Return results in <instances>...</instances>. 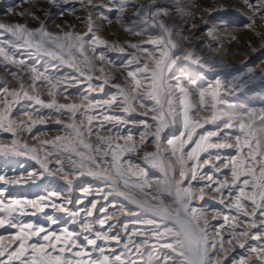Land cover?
I'll use <instances>...</instances> for the list:
<instances>
[{
	"label": "rangeland",
	"instance_id": "1",
	"mask_svg": "<svg viewBox=\"0 0 264 264\" xmlns=\"http://www.w3.org/2000/svg\"><path fill=\"white\" fill-rule=\"evenodd\" d=\"M119 3L120 0H115L114 3L111 0H91V3H88L87 0H68L67 3L65 0H56L54 4L49 3L48 0H0V23L9 25L22 23L26 24L30 29H34L39 26L40 22H45L46 30L54 35H63L66 32H71L75 36L77 34L82 35L88 31V19L91 17L93 31L101 39L109 43L115 42L119 47L125 49L124 52H120L118 50L108 51L106 48H97L98 52H106V59L104 61L99 59L93 61V66L96 69L94 73H90L93 75V83H102L104 75L112 77L104 85V90L101 91L99 87L88 90L87 84L89 82L67 63H62L60 60L39 53L29 55L31 51L29 49L11 48L7 43H3L0 46H3L9 54H15L17 59H24L25 64L19 66L22 71L19 72L18 78H13L10 75V72L18 71L16 65L10 63L0 64V86L6 83L9 89H18L20 86L19 79H23L24 84L28 86L27 91L33 94V90L29 86L31 84L30 69L35 67L39 71L47 69L48 75L61 78V85L54 90L57 103L83 104L87 108L90 100H110L113 95H116L119 102L116 105L111 107L104 105L89 110V115L95 117L91 125L93 135L90 140L95 145L97 136L111 138L112 148L117 151H119L117 145L120 148H125L126 146L131 148L134 146V151L126 150L121 155L124 169L129 168L128 162L144 168L148 173L147 179L150 185L145 191L158 196L162 195L165 206L172 207L176 204L175 192L173 191L169 194L168 192L161 193L158 191V188L163 186L166 180L172 179V172L169 171L168 175L165 176L164 172L159 168H154L146 163L145 153H155L159 146L165 164L171 163L178 168L174 157L171 156L167 141L180 137L181 133L185 132L183 117L180 115V93L175 89H171L174 114L169 116L168 97L166 95L161 96L160 104H156L153 100L143 99V104L146 107H142L141 102L136 101L130 107V111H125L124 108L129 105L122 104L123 97L118 94L119 90L112 87L113 84H120L131 97L132 93L128 92V89L133 85L127 77V70L124 66L127 65L128 68L134 70L138 66H143L146 59L147 62L152 63L146 52L130 48L128 46L129 43H136L140 47L148 48L158 56V50L146 42L161 38L166 40L167 36L159 27L160 18H157L155 24L152 23L151 17H149L147 23H144L142 19L135 15V9L133 8H126L123 12H117L116 9ZM125 3L135 5L136 8L144 5L151 6L152 10H166L168 15L164 16L163 20L174 32L172 39L185 50H193L197 55L208 57L216 62L217 66L214 71H206L205 69H196L194 65L183 59L182 54L181 59L178 61L182 69L193 70L197 74L198 79V73H204V78L199 79V85L202 88L206 89L209 83L214 86L215 81L219 79L221 81L220 94L227 101V103L217 104L220 117L211 123H206L205 121L211 119L213 115L211 97H207L205 107L200 108L199 89L192 92L191 103L195 105L193 120L199 121L203 125V127L195 128L193 141L198 140L199 136L206 132L214 131L218 135L210 137L204 143L232 144L233 147L207 148V150L198 153V161L187 160V164L198 163L200 167L197 169L196 179H191V173H188L184 186L190 187L197 195L203 188L204 199L194 200L192 204L202 208L207 214L208 223L216 226L213 231L219 232V236L216 237L218 246L220 238H223L226 251L219 252L218 249V255L220 259L225 261V264H239L242 257H246L244 264H264V261L257 259V253L249 250L250 247H258L260 242L264 241V234L259 236V240L235 235V233L241 231L256 235L261 230H264V223H261V221H264V216L259 215V212L264 211V209H258L257 215L253 217L251 216L253 208L251 201L243 200L242 202L248 205L247 211L250 215L243 216L238 213L233 204L237 196L240 195L239 187L243 185L238 182L237 187H232V158L235 157L237 160L248 159V150L241 149L238 153L235 146V135H241L239 123L241 121L245 123L251 122L253 127L246 129V131L251 132L255 138L259 139L260 144L264 146V125L260 121V112L264 110V17L257 14L254 20H250L249 18L253 17L254 8L246 7L244 0H125ZM251 3L255 7L259 4H264V0H251ZM101 5L103 6L101 7ZM30 14H35L39 17V20L32 19ZM105 16L109 19H105ZM117 16H120L119 22L117 21ZM134 23L141 31V35L126 32L124 27L121 26L122 24L131 25ZM248 24L252 26L247 27L246 25ZM192 25H195V27H192ZM210 29H214L212 36L208 35ZM181 31L183 32V37L190 38V43L187 39L175 34ZM12 39L14 38L10 34L4 33L0 35V41ZM71 51L74 52V50ZM64 54L67 55V51ZM84 55L92 57L91 45L87 46ZM75 56L78 58L76 63L79 64L83 57L78 52L75 53ZM133 56L140 59L139 65L135 62L128 64V61ZM0 59L3 58L0 57ZM109 60L111 63L108 62ZM100 68L104 69L103 73L99 71ZM182 69L174 66L173 71L180 75ZM249 69H252L251 76L253 78H249ZM81 70H85L83 66H81ZM137 75L143 77L145 74L138 73ZM73 76L78 77L83 83L76 84L73 82L70 79ZM98 76L101 77L100 80L96 79ZM53 83H55V80H53ZM171 83L174 84L175 80H172ZM65 84L73 85L68 88L67 93L63 90ZM185 86L191 87L187 83H185ZM146 91H149L147 85L137 89V92L141 93V95ZM48 92V83L46 81H38L35 94H39L42 99L48 102L51 100ZM65 96H67V99H65ZM2 99L3 97L0 96V101ZM8 99L11 101L12 98L9 97ZM32 104V101L22 99L19 103L11 105L10 112V117L17 123L27 121L24 112L32 113L34 120H39L43 116V122L37 123L32 127L31 132L18 131L17 135L13 137L11 132L0 130V144L11 145L12 140L17 139L20 144H27L30 149L36 150L27 156H5L0 154V175H4L10 180L19 178L27 181L19 184H0V188L6 189L5 201L36 199L38 196H47L49 192H55L60 194L62 201L71 200L72 203H65V207L70 212L78 213V215L74 217L69 212L54 211L51 208H46L45 212L56 218L57 222L55 224H49L44 218V213L40 212L35 215H18L17 219L24 223H32L37 226L43 225L57 234H60L63 229L81 233L80 236L76 237L77 242L89 252L92 251V246L87 245V242L83 239L84 235H92L94 238V233L99 231L106 233L108 236H119V244L112 240H98L97 251L93 253V258L100 255L99 247H104L105 254L113 258L115 255L123 254L125 259H137L140 264H144L145 261H150V264H163L164 256L173 255V253H171L170 249L156 245L150 235V230L153 226L134 223L133 221H135L136 217L127 215L119 209L121 203L129 208L135 206L129 204L122 196L112 192V188L108 186L107 181L95 179L88 175L90 162L87 159L82 160L80 156L74 155L72 152L63 151V145L68 142L69 134L75 135L73 129L66 127V125L73 122L79 125L83 121L87 127L89 126L87 118L80 115L79 112H77L75 121L70 119L71 114L63 111L56 112L52 109L41 108L39 112H35L34 109L39 108V105L27 107ZM150 109H158V111ZM253 109L255 110L254 116H246V113ZM161 113L165 115L167 124L160 133V140L157 141L155 131L158 120H154L153 117L159 118ZM109 115L119 119H104L105 116ZM229 119L232 120L234 127L225 128L224 124ZM57 120H60V123H57ZM101 124L103 127H99ZM129 136L132 139L126 142L125 138ZM56 137H61L62 139L56 141L55 144L42 143L43 141H55ZM84 139L86 141L89 140L87 133H85ZM184 139H187L186 135ZM104 146L107 147L106 144ZM75 147L81 152H88L87 149L82 148L78 144ZM193 147H195V144L191 141L188 142L185 145V152L190 151ZM90 154L95 155V148ZM32 155H37L41 159L46 157L50 172L41 168L40 164L31 158ZM111 155L112 153L109 151L108 164L111 162ZM57 159L61 163L58 164L56 162ZM73 160L77 162V166L72 164ZM205 160L208 161L207 164L204 163ZM79 163L84 164L83 169L78 166ZM108 164L102 162L103 167H107ZM92 167L94 168L95 166L93 165ZM254 167L258 168L259 165H254ZM59 168H63L70 173H76L70 177L71 184H68L63 178V174L57 171ZM30 172H35L37 175L29 176ZM81 172L84 174L81 175ZM41 173L42 175H40ZM132 173L127 176L129 183L136 181L138 178L140 180L144 179V177L139 176L136 168H133ZM209 175L213 177V180L209 181L207 179ZM200 177H203V179ZM112 178L119 179L115 175ZM176 179L179 180L178 171ZM244 179L251 180V176H242L240 178L241 181ZM33 180L35 183H33ZM220 183H226L228 187L221 188L220 192L213 191L212 189L219 187ZM209 184L211 188L206 186ZM243 187H245V191L251 190V185ZM86 189L87 192H85ZM120 191L134 198L148 200L153 204L156 203L150 196H146L145 193L140 192L138 189L125 187L123 182L120 183ZM229 191H231V196L228 195ZM110 192H112L111 195H109ZM221 199L223 203L220 202ZM93 203L96 205L94 209L92 207ZM257 203H260L258 197ZM114 204L116 205L115 207H113ZM104 209H107V212ZM87 210L93 212L91 217L87 216ZM27 211L30 213L33 209L29 208ZM106 216L110 217V219H107L102 227L99 221L105 219ZM225 216L229 217L227 221H225ZM233 217L236 219H233ZM253 220L256 223L255 228L251 227ZM84 222L91 223L93 228L91 234L82 232V224ZM134 229L137 233L146 232L149 234L133 235ZM17 231V229L7 226L0 228V237H3L0 243L5 247H9V245L14 247L16 242L12 241V237ZM36 239V237H33V240ZM146 239L151 241V243L143 244L142 242ZM237 239L245 244L244 248H241L236 243ZM229 240H232L231 244L228 243ZM31 242L29 241V243ZM125 244L128 245V249L125 248ZM134 245L139 247V252L135 251ZM85 259L87 258L85 257Z\"/></svg>",
	"mask_w": 264,
	"mask_h": 264
},
{
	"label": "snow or ice",
	"instance_id": "2",
	"mask_svg": "<svg viewBox=\"0 0 264 264\" xmlns=\"http://www.w3.org/2000/svg\"><path fill=\"white\" fill-rule=\"evenodd\" d=\"M49 3L54 4L56 0H48ZM67 3L68 0H65ZM88 3H91V0H87ZM115 2V0H111ZM245 6L248 8H254L253 17H250V20H254L255 16L259 14L261 17H264V4H259L255 6L251 3V0H244ZM103 5H101L102 7ZM126 8L135 9V15L142 19L144 23L149 21L151 17L152 23L155 24L157 18H160L159 27L163 30L164 34L167 36V39L159 40H149L146 43L153 45L159 52L157 56L154 51L138 46L136 43H129V47L136 49L137 51H143L148 54V57L151 58L152 63L145 60L143 66H138L134 70L128 68L127 65L124 67L127 70V77L132 82V87L128 89V92L132 93L131 97L125 92V89L120 84H113L112 87L119 90L118 94L123 97L122 104L129 105L125 107V111H130V107L136 101L141 102L142 107H146L143 104V99H149L155 101L156 104L161 103V96L166 95L168 97L169 111L168 115L171 116L174 114V109L172 108L173 104V93L171 89H175L180 93L179 103L181 105L180 115L183 117L185 132L181 133L180 137L169 139L167 144L171 150V156L175 159V167L173 164H165L164 157L161 154L160 147H157L155 153H145V162L150 164L154 168H159L164 172L165 176L168 175V172H172V179L166 180L163 186L158 188V191L168 192L171 194L175 192L176 204L172 207H166L162 195L158 196L151 192H146L145 190L150 187L148 182V173L144 168L139 167L138 165H132L129 163V168L124 169L123 162L121 160V155L126 150H135V147L132 146L128 148H120L117 145L119 151L112 148L111 138H104L101 136L96 137L97 143L93 145L90 138L93 135L92 133V121L95 119L94 116L89 115V110L95 107L107 105L111 107L119 103L117 101V96L113 95L110 100L95 99L88 102L87 108L83 104L75 103H57L55 89H57L62 81L59 77H53L47 74V69L44 71H39L35 67H31V84L29 85L33 94H30L27 91V87L23 79H19V88L9 89L6 83L0 86V96L3 97L0 101V130L11 132L13 137L17 135V132L22 131H32L37 123L43 122V116L39 120H34L32 118V113L24 112V115L27 117V121H21L17 123L10 117L11 105L13 103H19L20 100L32 101V105L27 107H33L34 105H39V108H35V112H39L41 108L52 109L56 112H66L71 114L70 119L75 121L77 112L80 115L85 116L88 121L89 126H85L83 121L79 125L73 122L72 124L66 125L73 129L74 136L69 134L68 142L63 145V151L72 152L74 155H78L83 159H87L89 163L88 175L94 177L95 179H100L108 182V186L112 188V192L117 193L122 196L124 200L128 201L129 204L134 205L135 207L129 208L127 205L121 203L120 211H123L127 215L136 217L134 223H141L153 226L150 230V235L153 240L156 242V245L162 248H167L171 250L173 255H166L163 258V264H225V261L220 259L218 255L219 252H224V243L223 238H220L219 246L217 244L216 237L219 236V232H214L213 229L216 228L215 225L208 223L207 214L202 208L193 206L192 201L194 200H203L204 199V190L201 188L199 195L194 193L190 187L184 186V181L188 177V173H191V179L197 178V169L200 167L198 163L187 164V160H199L198 153L200 151H205L207 148L216 147L223 148L233 147L232 144H214V143H204L209 140L210 137L217 136V132L209 131L203 135L199 136L198 140L193 141V133L196 127H203L199 121H194L193 109L195 105L191 103V94L193 91L199 89V103L200 108H204L206 104V98L211 97L213 115L212 118L206 120V123H211L213 120H216L220 117V113L217 110V104L227 103L220 94L221 81L217 79L215 85L213 86L209 83L208 87L202 88L199 85V79L204 78V73L197 74L191 69H182V66L178 63L181 59V54L185 61L190 62L191 65H194L196 69H205L206 71H214L217 64L215 61L210 60L208 57L199 56L193 50H185L180 44L172 39L174 35L173 30L166 24L163 20L164 16L168 15L166 10L161 11L159 9L152 10L151 6L141 5L139 8H136L135 5L125 3V0H120L119 5L117 6V12H123ZM111 11V9H109ZM32 19L39 20V17L35 14H30ZM105 19H109L105 16ZM117 21H120V16H117ZM207 23V21H205ZM124 27V30L129 33H134L135 35H141V31L137 28L136 24L131 25H121ZM251 27V24L246 25ZM195 27V25H192ZM214 29H210L208 32L209 36H212ZM4 33L10 34L14 39L7 41H0V44L7 43L9 47L16 49H29V55L33 53H39L43 55L50 56L54 59L60 60L62 63H67L75 71L79 72L81 76H84L85 79L89 82L87 84L88 90H93L95 87H99L101 91L104 90V85L108 83L111 76L104 75L103 82L100 84L93 83V75L96 69L93 66V61L99 59L104 61L106 59L105 51H97V48H106L108 51H120L124 52L123 47H119L115 42L109 43L108 41L101 39L94 31L92 25V19H88V31L82 35L77 34L73 36L71 32H66L63 35H54L53 33L46 30L45 22H40L39 26L30 29L26 24L14 23V24H4L0 23V35ZM183 37V32L175 33ZM87 38V39H86ZM187 39L189 43L191 42L190 38L183 37ZM92 46V57H87L84 55L87 50V46ZM59 50V51H57ZM71 50H74L71 51ZM67 51V55L64 53ZM79 53L83 59L79 64L76 63L78 59L75 56V53ZM0 64L10 63L16 65L18 71L10 72V75L13 78L19 77V72L22 69L19 68L20 65L25 64L24 59H17L15 54H9L3 46H0ZM111 63V61H108ZM135 62L137 65L140 64V59L136 56H133L132 59L128 61V64ZM81 66L85 70H81ZM181 68V74L177 75L173 68ZM101 73L104 72L103 68H100ZM250 77L252 69L248 70ZM138 73H144L143 77L138 76ZM27 75V73H25ZM70 79L76 84L83 83L79 80L78 77H70ZM97 80H100L101 77H96ZM55 80V83H53ZM172 80H175V83H171ZM38 81H46L49 85L48 95L51 97V100L46 102L41 98L39 94L36 93V87ZM190 85L191 87H186ZM147 85L149 91H146L141 95L137 92L138 88ZM73 85L65 84L63 90L65 93L68 92V88ZM11 97V101H9ZM67 99V96H65ZM152 111H158V109H150ZM198 111V109H197ZM191 113V115H190ZM255 110H250L246 113V116H254ZM104 119H119L114 116H105ZM154 120H158L156 125L155 137L156 140H160V133L164 127H166L167 120L163 113L157 117H153ZM260 121L264 125V110L260 112ZM60 123V120L56 121ZM146 123V122H144ZM103 127V125H99ZM225 128L234 127L232 120L229 119L225 124ZM253 127L252 123H245L241 121L239 123V129L241 135H235L236 148L238 153L241 149L248 150V159L247 160H237L235 157L232 158V177L233 185L235 188L240 182L243 186L251 185L250 191H245V187L240 186L239 191L240 195L237 196L234 201L233 206L238 213L243 216H249L247 211L248 205L244 204L243 200H250L252 208L251 216L255 217L257 215L258 209H264V146L260 144L258 138H255L251 132H247L246 129H251ZM85 133H87L89 140L84 139ZM185 135L187 139H184ZM231 135V134H226ZM61 137H56L55 141H43L42 143H52L55 144L56 141H60ZM126 139L131 141L132 137L129 136ZM143 139V136H142ZM193 142L195 147L191 148L190 151L185 152V145L188 142ZM79 145L84 149H87L88 152H81L75 145ZM107 145L105 147L104 145ZM93 148H95V155H92ZM23 149V150H21ZM35 149H30L27 144H20L17 139H13L11 145L0 144V154L5 156H27L29 153H34ZM111 151V162L108 164L107 157L108 153ZM32 159L36 160L40 164L41 168L45 171L50 172L48 169V163L46 162L47 158L41 159L37 155H32ZM219 159V157H217ZM58 164L61 163L59 159L56 161ZM102 162L108 164L107 167L102 166ZM205 164L208 163L207 160L204 161ZM74 166H77L76 161H72ZM95 166L94 168L92 166ZM254 165H259V167H254ZM78 166L83 169L84 164L79 163ZM136 168L138 170L139 176L144 177L143 180L139 178L129 183L127 179L128 174H133L132 170ZM57 171L63 174V178L71 184L70 177L74 176L75 172H67L63 168L57 169ZM178 171L179 180L176 179V173ZM258 173V175H257ZM81 175L84 173L81 172ZM37 173L30 172L29 176H35ZM42 175V173L40 174ZM113 175L119 177V179H113ZM251 176V180L244 179L243 181L240 178ZM203 179V177H200ZM209 181L213 180V177L209 175L207 177ZM19 178L17 179H7L6 176L0 175V184H19L26 183ZM123 182L125 187L132 189H138L140 192L145 193L146 196H150L153 201H156L155 204L150 203L148 200L134 198L120 191V183ZM33 183L35 181L33 180ZM211 188V185H206ZM226 183H220L219 187L213 188V191L220 192L221 188H227ZM5 192L6 189L0 188V228H9L17 229L18 231L12 237V241L16 242L15 246L5 247L0 243V264H140L137 259H125L123 254L115 255L114 258L105 254L104 247H99V256L93 258V253L97 251V241L98 240H112L117 244L120 243L119 236H108L106 233H101L99 231L94 233V238L92 235H84L83 239L87 242V245L92 246V251L89 252L86 248L80 245L77 242L76 237L80 236L81 233H76L63 229L60 234H57L55 231H51L48 228H45L43 225L37 226L32 223H24L17 219V216L20 215H35L37 212L44 213V218L49 222V224H55L57 222L56 218L48 215L45 212L46 208H51L54 211L60 212H69L72 216H77L78 213L70 212L68 208L65 207V203L71 204V200L62 201L60 199V194L55 192H49L47 196L41 195L36 199H15L5 201ZM87 192V189L85 190ZM109 193V195L112 194ZM223 195V194H222ZM231 196V191L228 193ZM257 197L259 198L260 203H257ZM107 199V197H105ZM223 203V200L220 201ZM116 205L114 204L113 207ZM93 209L96 207L95 203L92 205ZM33 209L32 212H28L27 209ZM107 212V209H104ZM147 214V215H145ZM93 212L87 210V216L91 217ZM260 216H264V211L259 212ZM110 217L102 219L99 221L100 225L103 227ZM229 217L225 216V221ZM233 219H236L233 217ZM247 223V221H245ZM264 223V221H261ZM127 227V226H126ZM251 227L255 228L256 223L253 220L251 222ZM82 232L92 233L93 228L91 223L84 222L82 224ZM43 234V235H41ZM148 235L149 233L140 232L133 230V235ZM264 234V230L257 233L256 235H250L248 232H238L235 235L239 237H249L253 240H259V236ZM33 237H36V240H33ZM3 237H0L2 241ZM29 241H32L29 243ZM143 244H149L151 241L144 240ZM229 244L232 243V240L228 241ZM236 243L239 244L241 248L245 247V244L240 242L238 239ZM62 245V246H61ZM135 251L139 252V247L135 246ZM125 248L128 249V245L125 244ZM10 249V250H9ZM75 249V250H74ZM250 252L257 253V259L264 261V241H261L258 247H250ZM85 257L87 259H85ZM246 257H242L239 261V264H244ZM144 264H150V261H145Z\"/></svg>",
	"mask_w": 264,
	"mask_h": 264
},
{
	"label": "bare ground",
	"instance_id": "3",
	"mask_svg": "<svg viewBox=\"0 0 264 264\" xmlns=\"http://www.w3.org/2000/svg\"><path fill=\"white\" fill-rule=\"evenodd\" d=\"M198 13H199V12H198ZM200 13H201V11H200ZM200 13H199V14H200ZM199 14H198V15H199ZM134 36H135V35H134ZM130 38H131V37H130ZM134 38H135V37H134ZM138 38H139V37H138ZM132 39H133V38H132ZM133 40H135V39H133ZM133 40H131V41H133ZM142 42H143V41H142ZM212 219H213V218H212ZM218 220H219V219H218Z\"/></svg>",
	"mask_w": 264,
	"mask_h": 264
}]
</instances>
